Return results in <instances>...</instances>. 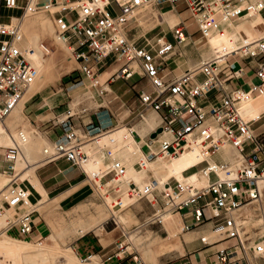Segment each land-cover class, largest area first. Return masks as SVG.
Listing matches in <instances>:
<instances>
[{
	"label": "built area",
	"instance_id": "2783aa9c",
	"mask_svg": "<svg viewBox=\"0 0 264 264\" xmlns=\"http://www.w3.org/2000/svg\"><path fill=\"white\" fill-rule=\"evenodd\" d=\"M148 6L160 11L170 7L186 15L176 25L147 38L148 32L143 33L137 18ZM2 9L19 11L20 15L10 16L5 22ZM252 12L264 20V0H0V125L5 126L6 119L37 75L30 60L35 50L25 46L21 21L45 13L52 19L55 37L68 46L77 64L71 80L76 83L70 86L86 80L99 96H103L105 92L98 85V77L105 68L118 64L109 81H126L138 76L149 83L150 91L138 93L139 104L142 110L150 109L159 114L161 124L158 128L166 137L159 141L157 153H149L148 161L161 158L169 162L195 150L202 158L188 170L202 166L196 173L206 176L204 188L182 185L173 177L160 191L155 180L142 190L129 182L127 195L135 200L134 203L145 199L153 207L160 198L163 205L154 215V222L159 224L165 220L161 215L167 212L172 217L186 211L176 223L180 233L210 223L211 231L218 233L220 239L206 243L200 238L203 244L232 242L217 250V264L264 263V234L258 235V227L246 228L235 216L241 207L258 203L263 191L259 183L264 180V34L249 39L240 31L237 50L225 58L213 54L171 80H164L161 75L172 57L194 45L193 34L188 32L186 25L189 20L194 22L202 40L207 41L223 33L229 25L248 22ZM13 17L17 19L15 23L11 22ZM134 24L142 34L133 33ZM167 36H171L173 43ZM40 49L45 56L52 52L44 41ZM110 59L112 62L107 65ZM256 100L261 101L262 111L255 118L246 119L242 107ZM86 112L88 110L81 109L80 115ZM65 113L66 119L54 118L51 122L53 128H60L61 134L43 150L42 162L46 165L66 163L86 179L82 168L88 160L86 146L90 142L100 143L117 126L108 115L101 117L99 112L95 114L96 121L83 123L84 131L78 134L70 119L79 113L71 110ZM142 114H138L139 119ZM256 124L259 126L253 128ZM133 128L126 126L123 141L136 135ZM148 140L151 141L150 137ZM11 141L10 146H0V177L7 181L0 190V219H3L0 232L31 241L34 215L39 214L35 208L38 201L30 202L32 195L25 185L28 182L19 180L17 171V163L23 157L22 147L27 143L26 133L17 129ZM114 145L115 140L108 136V145L101 147L108 157L112 156L109 147ZM225 146L236 151L238 163L214 159ZM143 165L142 161L135 162L138 169H143ZM125 171L119 161H112L110 176L113 180L119 181ZM90 183L92 190L99 193L107 183L106 176L94 177ZM149 196L152 199H148ZM174 196L181 200L175 202ZM115 206L122 208L119 198ZM125 234L122 229L124 238ZM116 245L115 257L130 259L133 264H146L137 252H127L122 243Z\"/></svg>",
	"mask_w": 264,
	"mask_h": 264
},
{
	"label": "bare ground",
	"instance_id": "6f19581e",
	"mask_svg": "<svg viewBox=\"0 0 264 264\" xmlns=\"http://www.w3.org/2000/svg\"><path fill=\"white\" fill-rule=\"evenodd\" d=\"M120 1L123 2V0H120ZM252 1H258V0H252ZM142 11L143 13L137 18V22L139 24L140 23L143 24L144 28H154L155 26L162 24L165 21H168L170 24L177 22L175 12H169L164 15L162 14V15H155V16L149 17L150 11H148L146 8H144ZM250 15H255L258 17L260 16L258 13H253V12L250 13ZM16 21L17 19H11L12 23H15ZM36 25H41L42 32H46L55 41V44L57 46V51L55 53H51V54L49 53L50 55L45 57V55L42 53L40 49V43L42 42L40 39L41 35L38 33L28 34V31L30 32V29ZM21 30L26 40L25 46L32 47L35 50V53L30 57V60L33 66L36 68L37 75H36L34 83L26 91L22 100L18 104V106L11 112V114L6 119L5 126L0 125V146H4L5 144H7L8 140H10V145H11V142H12L11 134L9 133L10 130L8 128L18 125V120L20 118L24 120L23 123L26 124V118L23 116L22 110L24 107L23 103L28 99L27 97H30L31 95V98H32L35 95H37L34 93L41 92L40 90L42 88V81L56 80L64 72L67 73V71L71 68L70 67L71 65L66 66L65 62H68L69 64L72 63V60L64 56V53L68 52L69 50L67 48L68 46L66 47L65 44L59 42L57 38L55 37L54 26L52 23V19L50 17L46 16L45 14H40L39 16H36V17L28 16L21 21ZM219 35L220 34H216L213 39V44L216 46L217 44L221 45V43L225 42V39L223 37L218 38ZM247 37L251 39L249 35ZM222 45H224V43ZM208 49L211 55L215 54L218 56H224V58L227 54H231L237 50V49L236 50L234 49L232 51L227 50V51H223V54H220V49H221L220 46L219 48H215L211 42L209 43ZM113 66H114L115 73H116L118 66L116 65H113ZM112 75H110L109 77L107 76V78H110ZM100 76L101 74L98 77L99 87L102 81ZM81 85L82 84L67 87L66 92L68 93L72 92ZM103 91L106 92L105 90ZM62 96H64L63 93H60V97ZM88 96H91V95L87 94L84 97H88ZM81 98H82L81 95H79L73 98V102H78L80 101ZM54 100H55L54 95L47 94V96H44L43 103H42L43 110L49 109L51 105L54 103ZM262 109H263V105L261 101L256 100L242 107L243 116H245L246 119L255 118L262 111ZM141 119L142 121L139 122L138 125H135V127L133 128L136 131V133L140 136L147 134L148 132H154L160 126L159 119L154 112H150L146 116H143ZM125 132H126V127L122 126L121 128L108 134V136H110L111 138L115 140V145L111 146L112 148H114L117 145L123 144V149L120 152V160L122 161V165L126 168L125 176L122 177L119 181H115L113 180V178L110 176L108 172H106L103 168L98 166L99 171H100V174L98 177L101 178L104 175L107 178V183L105 184H119L120 183L122 185L128 186L129 182H134L138 186V188L142 190L145 185L150 184L151 180H155L157 183L156 188L160 191L164 189V186L167 183V181L173 177L178 182H180L182 185L190 184L193 187L198 188V189L204 188L206 186L207 178L203 173H200V172L194 173L189 176L183 175V173L186 170L197 165L201 161L202 158L196 150L191 151L189 153L182 154L178 158H175L169 162H165L161 160V158L148 161L147 156L142 154V152L139 150L137 145H134L131 138H129L127 141H123V135L125 134ZM25 133L27 136V143L22 147L23 157H22V161H19L17 163V171L19 174V180L21 181L26 180L28 184L32 185L33 188H35L36 191L41 195V199L38 200V204L35 206V208L38 211H41L44 205L48 202L47 201L48 195L43 191V189L39 185L34 175V170L39 165L38 163L41 162L39 161L41 146L43 144L44 145H49V144L45 140V138L41 137L40 134H39L40 136L33 137L27 132ZM108 136H105L100 141V143L90 142L88 144V147H87V149L89 150L88 160L83 164V167L85 169L90 166V161L94 160V153L100 151L103 148L102 145H108ZM163 137H166L164 133H159L155 138H150L151 139L150 142L149 141L144 142V146L147 148L149 153L155 154L158 152L159 150L158 143ZM218 157L221 160L229 162V163H238V154L230 146H225L219 152ZM137 161H142L144 163L143 169H136L134 167V163ZM97 175H98V170H93L92 176L95 177ZM85 180L89 183L91 181L88 175ZM6 182L7 181L4 178L0 177V190L5 187ZM141 183H142V186H141ZM259 184H260V187L263 189L261 200L258 203H255V204L253 203V204H249L244 207H241L240 209L236 211L237 215L235 216H236V221L245 226L247 225L248 221L254 217V215L256 216L258 215V218L255 219V222L258 226V230H260L258 232V235H263L264 227H261V226L264 225V180H262ZM173 198L174 200L176 199L178 200L179 197L174 196ZM148 199H152V197L149 196ZM104 203H105L104 207L107 210L111 211L112 213V211H114V204H111L109 201H105ZM108 214L102 212L98 218L93 219L90 224L82 226L81 229L85 231V230L92 228L94 229V232L96 234H101L102 229H103L102 223L105 222L109 218ZM165 215H167V213L161 215V217ZM169 218L171 217L166 216V220H168ZM118 220L121 223L125 221V219L122 217L118 218ZM2 226H3V219H0V229L2 228ZM65 231L71 232L70 230L60 231V237L64 235ZM213 233H215V235L217 236L216 232H213ZM51 236H55V235L53 234ZM103 236H105L103 239V242L104 243L108 242L107 240L110 237L106 234ZM0 237L3 238L2 240H0V252L6 251L11 256L10 264H38L39 262L40 264H47L50 261L49 256L51 255L53 251H55L53 247L56 248L57 246L56 241L55 242L52 241L53 246H50L51 243H49V245L45 244L44 243L45 241L42 242L43 244L33 245L32 242H27V241H23L20 239L9 237L5 235L3 232H0ZM213 239H214L213 237L205 236L204 241L206 243H209ZM170 240L171 239L168 238L165 242H161L160 244H152L151 241H145L143 245L140 247V251L142 252L143 255L147 256L148 258L151 257L150 255L154 253V250H157L163 253L168 248H170L168 244ZM58 250H60V255H61L60 260L61 261L63 260L65 261V263L71 262L72 264H82L69 247L66 249L67 254L66 253L64 254V250L61 247ZM0 263H2V260H0ZM2 264H6V263H2ZM84 264H102V263L100 262V259L98 257H93L90 262H86Z\"/></svg>",
	"mask_w": 264,
	"mask_h": 264
},
{
	"label": "crops",
	"instance_id": "0c3cea01",
	"mask_svg": "<svg viewBox=\"0 0 264 264\" xmlns=\"http://www.w3.org/2000/svg\"><path fill=\"white\" fill-rule=\"evenodd\" d=\"M158 12H159V15H162V14L164 15V14L169 13V12H175V14H176L177 22L170 24L168 21H165L162 24H159L162 27V29L176 25L181 20L180 19L181 16L186 15V13L179 15L173 9L166 10L165 12H162V13L160 11H158ZM12 19H16V18L13 17ZM159 25H157V26H159ZM157 26H155L154 28H156ZM193 26H194L193 21H190L187 24L188 29H190ZM154 28H152V29H154ZM152 29H150V30H152ZM248 35L251 37V39L258 37L257 34H256L257 36L255 37V33H253L252 29H250L249 32L247 33V36ZM196 38H194L192 36L191 41H193V42L195 41L194 45H190V46L186 47L185 49L182 50V54H180L179 56L176 55V56L172 57L171 61L168 62L167 69L164 70L161 74L164 76V80H171L175 77H178L179 75L184 73L186 70L192 69L196 64H198L200 62L201 59L205 60L211 56V53L208 49L206 41L202 40V38L199 36L197 39ZM202 44H205V48L203 50H201V54L199 52L197 55H193V50L198 48V46H200ZM172 63L175 66L171 67L170 64H172ZM114 73H115L114 66L107 68L105 71H103L101 73L100 78L102 79V81L100 84V88L102 90L106 91L105 94L103 95L104 97L99 96L97 90L92 89L91 86L89 85L88 81L84 80L82 85L79 86L77 89H75L72 92L68 93V92H66V89L61 88L60 90L63 92L64 96H62V97L59 96V102H57L58 97L55 95V94H57L58 91L55 92L53 94L55 96L54 103L47 110H43V106H42L43 97L47 96V94H43L42 99H39V101L35 102V103H33V102L30 103L33 100L32 99L33 97H32L24 105V111L22 110V114L24 112L26 114L27 110H28L27 107H29L30 116L26 117V119L32 123L33 127L36 128L38 132H40L41 134L44 135L45 140L48 142V144H50L51 141L56 139L61 134L60 128H58V127L53 128L51 125V122H53L54 118H59L60 120L66 119V113L65 112L67 110H71V112L74 113L76 111V109H73V107H72V105L74 103L72 100L73 95H75L74 96V98H75L81 94L87 93L88 95H91L88 97L91 98L90 100L92 101L91 102L92 106L91 105L90 106L92 108L90 110H88V112H86L85 114H83V115L79 114V115L74 116L73 118L70 119L74 128L77 130V133H82L84 131L83 123L85 124L88 121L95 122L96 121L95 114H97L99 112L101 113L99 115L101 117L108 115L111 119L112 124L115 125L116 123L119 124V121H118L119 115L122 114L124 112V110H126L128 112V114L126 112L127 116L122 121V124H124L126 126L132 125L133 127H135V125H138V123L140 121V119L138 117V114L140 112L143 113L142 115L144 116L149 111H152L150 109L142 110L140 107V104H139V100H138V93L141 90L150 91V85L145 79H140L138 76H134L133 78L126 80V81L121 80V79H114L113 81H109V78H107V76L109 77L110 75H112ZM135 79H136V82L130 84V90L124 92L122 94V96L118 95L116 93V91L112 88V85L117 81L121 80V81L128 83L131 80H135ZM60 80H61V78H60ZM138 84L140 85V87ZM105 87L109 88V90L104 89ZM130 92H132L133 94L131 95ZM105 96L106 97L110 96V98H111L110 101L108 102V104L106 103ZM63 97L66 98V100ZM124 97L126 99H124ZM98 102H101V103H98ZM80 107H83V106L81 105ZM95 109H97V110H95ZM155 114L157 115L158 119H160L159 114H157V113H155ZM121 126H123V125H121ZM151 134H152V132H148L147 136L150 137ZM138 137L143 139L142 136H140V135H138ZM132 142L134 143V145H137V147L139 148V145L137 143H135V141H133V139H132ZM87 147H88V145L86 146L85 151L88 154L89 150L87 149ZM109 148L112 151L111 157H108L105 154V151L103 149H101L100 151L94 153V160L90 161V165L91 166H99L110 174L111 163L113 160H117L122 164V161L120 160V152L123 149V144L117 145L114 148H112L110 146ZM117 148H120V150L118 152V156H116V154H115V150ZM139 150H140V148H139ZM214 159L219 160L220 158L218 156H216ZM40 163H42V164L38 163L39 165L35 168L34 175H35L39 185L43 189V191L48 195L47 201L56 202L55 210H58V208H62L61 206L64 203H67L68 201L73 200L74 196L76 194H78L86 185H88L86 183L82 184L84 180L82 182H78V180H77L76 182L71 184L70 178H72L74 176H76V177L77 176L82 177V176L75 169H71L70 166L66 163L58 162V163L50 164V165H46L42 161ZM134 167L136 169H138L137 166H135V163H134ZM82 168H84L83 165H82ZM45 170H48L49 172H52V171H55V172L50 177H48L47 179L42 180V178L40 177V173L42 171H45ZM60 171H62V173H60ZM73 171H76V173H75L76 175H73V173L72 174L70 173ZM84 171L86 172L85 168H84ZM68 172L70 173V175H67ZM196 172L197 171L190 173L188 175L194 174ZM188 175H186V176H188ZM76 177H74V178H76ZM52 179L57 180L56 183L54 185H52L50 188H46L47 182L52 180ZM64 182L66 184H68V186L66 188L60 190V184L64 183ZM25 185H26L27 189L29 190V192L31 193L32 196H33V192L38 196L36 201L41 199V195L36 191L35 188H33L32 185H30L28 183ZM137 202H140V203L137 206L131 208L130 210L133 212L134 217L136 218V221L140 222L142 225L150 223L151 221H149V220L151 218H154L156 211H158L163 205L160 198H158L157 205L153 206V207L150 206L145 199L139 200ZM137 202H135V203H137ZM80 204L81 203L77 204L76 206H74L73 208H71L67 211H64V213H67V215L72 214V212H74L76 209L82 207V204L81 205ZM131 206H129V207H131ZM184 212H186V211L175 214L174 216H172L171 218L168 219V220H172L173 218H177L176 222H174L175 223L174 224L175 230H170L169 228L166 227L165 223L168 220H164L161 222V224H159L160 227L157 229L158 230L157 232L162 231L163 234L166 235L165 239H161L158 235H155L153 237H149V238H154L156 240V242H158L157 244H160L161 242H165L168 238L171 239L168 242L170 248H168L165 252L161 253L157 250H154V253H152V255L149 259V264H161V263H166V264H217V261H216L217 250L220 247L228 246L232 243L230 241H225V242H221V243L214 244V245L203 244L200 241V238L204 239L205 236L214 238L209 243H213V242L218 240L215 233H213V231H209L212 228L210 223H207V224L200 226V227H196V228H194L188 232H184V233L180 234L178 226L176 223H177V221L182 220L181 215ZM56 215L58 218L60 217V213L59 214L56 213ZM166 216L167 215L161 217V219L162 218L165 219ZM50 219H51L50 216L46 217L40 213L35 214L34 215V233L32 234V240L31 241L27 240V242H32L33 244L38 245V244H43L42 242L45 241L44 242L45 244L49 245V243H51L50 246H53V242L56 241V245L58 246V248H60V232L55 233L52 231L51 235L54 234L55 236H51L50 234L48 235V233H47L48 231H50V229L48 228V226L50 227V225H49L51 222ZM93 219H96V218L94 216H92V217H89L88 219L80 220V221L72 219L70 226H68V229H70L71 232L74 233V236L77 235V237H76L77 239L73 240L71 243V245H72L71 249H72L74 255L79 260H81L80 262H82V263L90 262L93 257H98L100 259V262L102 261L101 262L102 264H133L130 259L120 260L119 256L115 257L114 254L117 251L116 250L117 249L116 244H115V250L111 254H109L108 256H106L105 254L102 255L101 251H98V254L96 253L97 252V244L95 241L91 242L90 239H92V237L89 238L87 235H89V233H93L96 237L99 238V242L104 247H106L110 243V240H107L108 242L104 243L103 239L105 236H103V235L106 234L111 238L112 233L107 232L105 230V227H104V224L108 221V219L102 223L103 229H102L101 234H96L94 232V229H92V228L85 230V231L81 229L82 226L90 224ZM45 221L47 222L48 226H47ZM122 229L125 230L126 236H127V234H129L128 230L123 226L121 228L120 238L123 237L122 236ZM177 234H179V237ZM170 235H172V236H170ZM20 240H23V239H20ZM23 241H26V240H23ZM35 241H37V242H35ZM127 241H128V236H127ZM207 248H212V249L210 251L205 252V250ZM161 257L163 259H161ZM102 258H104V259L101 260Z\"/></svg>",
	"mask_w": 264,
	"mask_h": 264
},
{
	"label": "rangeland",
	"instance_id": "374dc122",
	"mask_svg": "<svg viewBox=\"0 0 264 264\" xmlns=\"http://www.w3.org/2000/svg\"><path fill=\"white\" fill-rule=\"evenodd\" d=\"M123 1H125V0H123ZM146 9L148 11H150L149 12L150 13L149 17L155 16V15H159V12L158 11H160V10H158L154 6H148V7H146ZM169 9H171V8L170 7H166L163 10H161L160 12L162 13V12H165L166 10H169ZM176 12L178 13V10ZM40 14H45V13H39V14L32 15V16L33 17H36V16H39ZM178 14L180 15V13H178ZM1 15H2V21H5L6 22L7 19H8V17H10V16L18 17L20 15V12L19 11H6V10H3L2 9L1 10ZM45 15L48 16V17H50L47 14H45ZM181 17H183V16H181ZM249 17H250V20H248V22H243L242 23V22L238 21L236 25H229V28L228 29H225L223 31V33H221L219 35L218 38H222L223 37L225 39V42H223L224 45H222L223 43H221V45L217 44L218 47L216 45H214L213 44V39H214V36H215L214 35V36L208 38V40L206 41L207 46H209V43L210 42L212 43V45L215 48H219V46H220V48H221L220 49V54H223V51H227V50H231L232 51V50H234V49L236 50L238 48L237 41L239 40L238 38H239L240 31H243L247 35V33L249 32V30L252 29L253 33H255V37L258 35V37H256V38H259L260 36H262L264 34V20H263V18L261 16L258 17V16H255V15H250ZM190 21H192V20H189L187 22V24ZM245 23H248V24L245 25ZM137 24L139 26H141L143 32H148L147 33V36H146L147 38H151L152 36H154L155 34L159 33L161 30L164 29V28L162 29V27H157V28H155L153 30H150L152 28H144V25L141 24V23L139 24L138 22H137ZM133 26H135V24ZM255 27H257L256 30H254ZM41 29H42L41 25H36V26H34L33 28L30 29V32L28 31V34H35V33L40 34L41 35V38H40L41 41L42 42L44 41L45 44L48 47L51 48L52 52H50V54L51 53H55L57 51V46L55 44V41L46 32H42ZM164 30H167V28H165ZM142 31H141L140 28H138V27L135 26V30H134L133 33H136V36H138L139 34H142ZM188 32L190 34H193V37L194 38H196V37L198 38V36H199V34L197 33V30H196V27L195 26H193L190 29H188ZM167 39L171 43H173V40H172L171 36H167ZM204 48H205V44H202V45L198 46V48H196V49L193 50V55H197L199 52L201 54V50H203ZM66 53H64V56L66 58L68 57L70 60H72V63L69 64L68 62H65V65L66 66H70L71 65L70 66L71 68L67 71V73L64 72L56 80H46V81L44 80V81H42V88L40 90L41 92L39 91L40 93H34V94H37V95H35L32 98L33 100L30 103H32V102L33 103L38 102L39 99H42V97H43L42 95L43 94L53 95L57 91L58 92L55 95L58 97V101L57 102H59L60 93H63L60 89L61 88L65 89L66 87H69L71 84H73V82L71 80H72V77L75 76V71H73V70H75L77 68V64L75 63V61L71 57L70 50H68V52H66ZM62 54H63V52H62ZM47 56H45V57H47ZM111 62H112V60L110 59L107 62V65L110 64ZM119 65L120 64H118V66ZM170 66L173 67L175 65L172 63V64H170ZM222 67L224 68L225 65H223ZM107 68H109V67H107ZM107 68H105V70ZM60 78H61V80H60ZM75 80L78 81L79 79L78 80L75 79ZM134 82H136V79L135 80H131L128 83L120 80V81L115 82L112 85V88L116 91V93L118 95H121L122 96V94L124 92L130 90V84H132ZM139 87H140V85H139ZM104 89L109 90V88H107V87H105ZM86 94H81V97H83V98H81L80 101L73 103L72 107H73V109H76V111L74 113L81 114V112H80L81 109L90 110L92 108L91 107L92 106L91 105V102L92 101L89 100L90 97H84ZM130 94L132 95L133 93L130 92ZM74 96L75 95H73L72 98H74ZM27 98H26L27 100L25 99L26 101L23 103L24 105L26 104L27 101L30 100L31 95H30V97H27ZM105 98H106V103L108 104V102L110 101L111 98H110V96L109 97L108 96L107 97L105 96ZM64 99L66 100V98H64ZM124 99H126V98L124 97ZM98 103H101V102H98ZM81 105L83 107H80ZM27 109H28L27 110V113L26 114H25V112L23 113L24 116L26 115L25 118L30 116V114H29V107H27ZM95 110H97V109H95ZM23 111H24V107H23ZM126 112L127 111L124 110V112L119 115V117H118L119 118L118 119L119 124H117V123L115 124L118 127L115 128L113 131L121 128L122 127L121 125H123L124 127H126L124 124H122V121L125 119V117L128 114V112H127V114H126ZM150 112H153V111H149L147 114H149ZM146 115H144V116H146ZM23 121L24 120H22L20 118L18 120V125L14 126V127L8 128L10 130L9 133L14 136L16 130L17 129H21L24 132H27L28 134L32 135L33 137L34 136H40L41 135V137L44 138V135L41 134L40 132H38L37 129L33 127V125H32L31 122H29L26 119V124H24ZM141 121H142V119H140L139 122H141ZM159 122L161 124L160 119H159ZM258 126H259V124H256V125L253 126V128H256ZM142 138L143 139L139 138L138 135L136 134L134 137L131 138V140L133 139L139 145V148H140L142 154H144L145 156H148L149 152H148L147 148L144 146V142L149 141L147 134L142 135ZM7 146H10V140H8L7 144L4 145V147H7ZM47 147H49V145H44L43 144L41 146L39 161H42L43 160L42 152ZM119 150H120V148H117L115 150L116 156H118L117 153L119 152ZM39 164H42V163H39ZM201 167L202 166H200L198 168H192L191 170H188L187 172L183 173V175L186 176L189 173H193V172L197 171ZM85 170H86V174L88 175V177L90 178V180H92L94 178L92 176V171L93 170H98V175L95 176V178L96 177H97V179L99 178L98 176L100 174V171H99V167L98 166H91L90 165ZM54 172L55 171L49 172L48 170L42 171L40 173V177L42 178V180H45L48 177H50ZM70 173L71 174L73 173V175H76L75 174L76 171H73V172H70ZM70 173L68 172L67 175H70ZM74 177H76V176H74ZM74 177L70 178V183L71 184L74 183V182H76L77 180H78V182H82L84 180L82 184H85L86 183L88 185H86L78 194H76L74 196V199L73 200H70L67 203H64L61 206L62 208H58V210H55V204H56V202H50V201H48L44 205L43 209L41 211H38L40 214H42V215H44L46 217L47 216H50V218H51L50 219L51 222L49 224L50 227L48 226L47 222L45 221L46 224H47V226H48V228L50 229V231L47 232L48 235L49 234L51 235L52 231L55 232V233H58V232L64 231V230H70V229H68V226H70V223H71V220L72 219L77 220V221H80V220L88 219L89 217H92V216H94L95 218H98L99 215L102 212L103 213H106V214L109 213L108 214V216H109L108 221L104 224V227H105V230L107 232H111L112 233L111 234V238H108V240H110V243L106 247H104L99 242V238L96 237L93 233H89V235H87L89 238L92 237V239H90L91 242L92 241H95L96 242V244H97V252L96 253L98 254V251H101L102 252V255L105 254L106 256H108L109 254H111L115 250V244L122 243L123 246H124L123 249H126V251L129 252V253L130 252H138V254L143 259V261L146 264H149L150 257L148 258L147 256L143 255L142 252L140 251V247L143 245V243L145 241H151L152 244H157L158 243V242H156V240L154 238H149V237H153L155 235H158L161 239H165L166 238V235L163 234L162 231L157 232L158 231L157 229L160 226H159V223L157 224V222L153 223L155 221L154 218H151L149 220L151 222L148 223V224H145V225L144 224L142 225L140 222H137L136 221V218L134 217V214H133V212L130 209L133 208V207H135V206H137L140 202H137V203L133 204L135 200L133 198H130L127 195L128 186L127 185H122L120 183L119 184H105L103 186V188L98 193V192L92 190L91 183L87 182L84 179V177H79V176H77L76 178H74ZM211 179H213V176H211ZM106 180H107V178H106ZM56 181L57 180H55V179H52V180L48 181L47 184H46V188H50L52 185H54L56 183ZM67 186H68V184H66L65 182L64 183H61L60 184V190L66 188ZM141 186H142V183H141ZM114 187H118V188L115 189V190H113V191H111L110 189L111 188L113 189ZM37 197L38 196L33 192V196L29 199L30 202L31 203L35 202L36 199H37ZM116 198H119L122 201V208H120L119 206H115ZM180 200L181 199L178 198V200L176 199L175 202L176 201L178 202ZM105 201H109L111 204H114V211H112V213H111V211L107 210L104 207L105 206V203H104ZM79 203L82 204V207L81 208L76 209L70 215H67V213H64V211H67V210L73 208L74 206H76ZM130 204H133V205L131 207H127ZM56 213H58V214L60 213V217L59 218L57 217ZM110 214L111 215L114 214V215L111 216ZM169 215H170V213L167 212V216L168 217H169ZM235 215H237L236 212H235ZM120 217L124 218L126 222L125 221L123 223L119 222L118 218H120ZM256 218H258V215L257 216L254 215V217L248 221V223H247V225H245V227L246 228L258 227L257 224H256V222H255V219ZM162 219H164V218H162ZM165 220H166V218H165ZM176 220H177V218H173L172 220H168L165 223L166 227L169 228L170 230H175V225H174L175 223L174 222H176ZM118 222H119V224H118ZM123 226L128 230V233H129V234H127L128 241H127L126 234H125L126 238H124V237H121L120 238L121 228ZM261 227H264V225H262ZM209 231H211V230H209ZM263 233H264V231H263ZM180 234H182V233H180ZM177 235L179 237V234H177ZM76 237H77V235L74 236V233L73 232H66V231L64 232V235L62 237H60V247L64 250V254L65 253L67 254L66 249L68 247L71 249V246H72L71 243H72L73 240L77 239ZM2 239L3 238L0 237V240H2ZM217 239L218 240L220 239V236L218 235V233H217ZM35 242H37V241H35ZM53 248L55 249V251H53L51 253V255L49 256L50 261L47 264H72L71 262L65 263V261H63V260L61 261L60 260L61 255H60V250H58L59 249L58 246H56V248L55 247H53ZM56 249H57V251H56ZM211 249L212 248H207L205 250V252L210 251ZM71 251H72V249H71ZM10 257L11 256L6 251H1L0 252V260H2V263L10 264ZM104 258H102L101 260H103ZM161 259H163V258L161 257ZM2 263H0V264H2ZM84 263H86V262H84ZM84 263H82V264H84ZM260 263L262 264L263 262H260ZM38 264H40V262Z\"/></svg>",
	"mask_w": 264,
	"mask_h": 264
},
{
	"label": "water",
	"instance_id": "95a60500",
	"mask_svg": "<svg viewBox=\"0 0 264 264\" xmlns=\"http://www.w3.org/2000/svg\"><path fill=\"white\" fill-rule=\"evenodd\" d=\"M161 132H162V129L157 128L156 131L151 134L150 138H155Z\"/></svg>",
	"mask_w": 264,
	"mask_h": 264
},
{
	"label": "trees",
	"instance_id": "16d2710c",
	"mask_svg": "<svg viewBox=\"0 0 264 264\" xmlns=\"http://www.w3.org/2000/svg\"><path fill=\"white\" fill-rule=\"evenodd\" d=\"M74 83H76V82L73 81V84H74Z\"/></svg>",
	"mask_w": 264,
	"mask_h": 264
}]
</instances>
